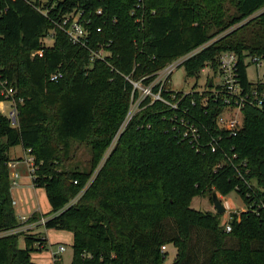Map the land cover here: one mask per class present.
Here are the masks:
<instances>
[{
	"label": "trees",
	"instance_id": "obj_1",
	"mask_svg": "<svg viewBox=\"0 0 264 264\" xmlns=\"http://www.w3.org/2000/svg\"><path fill=\"white\" fill-rule=\"evenodd\" d=\"M71 12L81 13L85 46L57 27ZM100 47L109 56L91 62ZM195 50L181 66L187 78H199L206 66L216 74L218 56L232 52L241 87L264 91V82L247 78L248 59L264 61V0H0V102L16 110L14 124L0 112V232L19 226L7 165L9 150L20 146L34 159L32 185L50 205L27 221L45 217L44 229L71 232L70 264H164L161 247L168 244L176 264H264L263 217L232 214L225 233L222 214L190 207L196 196L224 197L243 187L238 173L245 169L264 187V104L241 109L242 126L232 137L215 129L220 99L195 93L196 85L185 95V119L237 155L217 171L223 154L181 141L174 114L160 102L144 100L119 132L131 82L148 85L166 64ZM57 72L62 78L51 82ZM7 89L12 96H4ZM83 145L91 151L87 170L72 165ZM18 236L0 237V264H33V252L47 244L43 233L27 234L18 247Z\"/></svg>",
	"mask_w": 264,
	"mask_h": 264
},
{
	"label": "built area",
	"instance_id": "obj_2",
	"mask_svg": "<svg viewBox=\"0 0 264 264\" xmlns=\"http://www.w3.org/2000/svg\"><path fill=\"white\" fill-rule=\"evenodd\" d=\"M30 1L34 2L35 0ZM138 1L140 2V0ZM137 7H139V5H137ZM96 13L100 14L101 10H97ZM80 17V12L67 13L61 17L57 24V27L68 37L72 44L85 46L87 42L88 31L83 25V21H81ZM137 20L138 19H136V21ZM97 31L99 32L100 29H97ZM48 39L51 41V36H49ZM197 52L198 50H195L166 64L165 67H163L155 74L154 79L148 85H142L140 82H131L133 86L131 94V104L120 130L124 129V127L131 120V118L137 112L140 111L141 104L144 100L149 99V104H152L154 102H160L161 104L166 106V108L170 112L174 114L171 117V120L174 122L173 130L176 131L177 137L181 141L187 142L197 152H204V149L207 148L210 153L216 154L220 152L223 154V159L215 165L214 170L217 171L221 169L224 165L232 164V160L236 159L237 155L231 154L229 156L227 155V152L223 151L224 148L222 146L220 136L218 138H215L212 136H207L206 134H202V131L200 130V123L196 122L194 119H185V116L188 114L190 108L181 107L180 104L181 101L184 99L185 95L190 94L193 89L190 91H183L175 90L171 87V76L173 72H175L177 68L181 67L183 62H185L188 58H190ZM36 54L41 55L42 51H35L32 53V56ZM107 56H109V52H107L105 48L100 47L99 50L91 53L90 61L92 62L93 59L104 61ZM248 60L249 64L254 65L257 70L262 66V64H264V61L260 60L257 57L249 58ZM237 62L238 57L234 53H221L217 59L218 68L216 74L218 76V82H213V78L211 77L210 80L212 82V87H207V91L210 92L212 101L216 102L218 99H220L221 103L224 104L223 109L217 114L214 120L215 129L221 132H225L232 137H235L237 135L239 129L242 126L241 109L246 105L260 108L264 104V91H259L253 88L251 90H248L247 92L239 84L238 79L236 77ZM205 68L209 67L206 66ZM203 70L201 72H203ZM61 78L62 74L60 72H57L51 75L49 80L51 82H57ZM208 80L209 79H207V81ZM194 91L199 95L205 92L200 91L197 88ZM13 93V90L7 89L5 90L4 96H12ZM135 93H137V97H135ZM179 94L182 95L180 98H178ZM207 101L208 98H203L200 102V105L205 106ZM194 104L195 102L191 100L190 105L194 106ZM12 105L13 108L9 112L8 118L11 120L12 124H14L16 119V110L13 102ZM177 111H180L181 116H178L176 114ZM20 163L26 166L30 179L34 172V159L29 154V150H26V156L23 159L10 161L7 165L10 169V190L17 188L19 185L18 180L20 178V175L17 171V167ZM242 165L245 167V163H242ZM249 174V170L247 169H245L243 173H238L240 184H242L243 186L241 187L243 189V192L240 193V187H236L235 192L239 196L242 207L239 213H231L226 221L221 222L225 233L231 232L230 222L232 219V214H236L238 217L242 213L251 212L258 217L264 218V187H259L256 184L255 180L249 176ZM75 201L76 199L74 200V202ZM73 203L71 202V204ZM14 205H16L15 200L12 202V206ZM28 218L20 217V220L18 218L19 226L16 228H23L24 230L28 231L31 229H35L38 226H43L47 220V218L41 217L35 222H28ZM13 230L11 229V231ZM41 248L42 247L40 246L39 249ZM64 251V246L59 244L57 250L51 254L52 264H54L55 261L61 260L59 254L63 253ZM164 251L165 247L163 246L161 247V252L163 253ZM35 253H39V251Z\"/></svg>",
	"mask_w": 264,
	"mask_h": 264
},
{
	"label": "rangeland",
	"instance_id": "obj_3",
	"mask_svg": "<svg viewBox=\"0 0 264 264\" xmlns=\"http://www.w3.org/2000/svg\"><path fill=\"white\" fill-rule=\"evenodd\" d=\"M41 4H44L47 0H39ZM47 44H51V41L47 39L45 41ZM213 78V82H218L217 74H214L209 68H205L203 72L200 73L199 78H187L182 67H179L173 72L171 76V87L175 90L190 91L196 85V88L200 91H207L206 86L207 79ZM247 78L250 82L256 83L257 81L264 82V64L258 70L254 65H250L247 68ZM184 81V82H183ZM13 108L12 102L5 101L3 102V114L8 116V113ZM123 130V129H121ZM119 130V131H121ZM116 140V139H115ZM113 145V144H112ZM72 165H77L80 170H87L89 165L88 162L91 158V151L89 147L79 146L74 151ZM9 158L11 161L17 160L18 157L23 155V151L20 146L13 147L9 150ZM23 181V179H22ZM21 181V182H22ZM26 182V181H24ZM19 184V183H18ZM19 187V185H18ZM17 187V188H18ZM39 189V190H38ZM33 191L21 192L17 189H11L12 202L15 200L16 205L13 206L15 216L18 220L20 217L28 218V212L31 210L39 209L40 211H46L49 207L48 200L46 198L45 191L42 188H36ZM11 194V193H10ZM218 200L221 202L222 206L225 208V212L222 214L221 222L226 221L228 216L231 213H239L242 207L239 196L235 191L229 193L228 195L221 197L216 195ZM75 200V199H74ZM74 200L71 202L73 203ZM11 202V205H12ZM190 207L198 211H215L208 195L196 196L192 199ZM38 213V212H35ZM31 216V215H30ZM38 228V229H37ZM31 230H24L23 228H15L13 231H8L7 233L0 232V237L11 236V235H20L18 236V247L24 246L23 237L27 234H39L43 233L47 238V244L44 249L39 253L33 252L31 255V261L34 263L38 262L39 264H50L51 254L54 253L59 244H62L65 248V251L59 254L62 264H70L73 258V249H72V233L69 231H60V230H46L43 226L37 227ZM23 231V232H21ZM40 231V232H39ZM165 262L164 264H172L176 255V249L173 245L168 244L165 246Z\"/></svg>",
	"mask_w": 264,
	"mask_h": 264
},
{
	"label": "crops",
	"instance_id": "obj_4",
	"mask_svg": "<svg viewBox=\"0 0 264 264\" xmlns=\"http://www.w3.org/2000/svg\"><path fill=\"white\" fill-rule=\"evenodd\" d=\"M2 108H3V102H0V112L3 114V110H2ZM9 114V113H8ZM22 149V151H23V155L22 156H20V157H18L17 158V160H21V159H23L25 156H26V151L23 149V148H21ZM17 171L19 172V175H20V178H19V180H18V183H19V187L18 188H16L17 189V191H19V190H21V192H25V191H33V192H35V190L34 189H36L33 185H32V183H31V179H30V177L28 176V172H27V169H26V166L24 165V164H22V163H20L19 165H18V167H17ZM22 179H23V181H22ZM22 181V182H21ZM24 181H26V182H24ZM39 190V189H38ZM10 193H11V195H12V191L10 190ZM12 199H13V195H12ZM50 211V205H49V207L46 209V211H40L38 208L37 209H35V210H31V211H29L28 212V215L27 216H30L32 213H34V212H38V213H40V214H45V213H47V212H49ZM38 229V228H37ZM40 232V231H39ZM62 245V244H61ZM165 250H166V247H165ZM164 253H165V251H164ZM61 261V260H60ZM33 262V261H32ZM33 264H39L38 262H36V263H34L33 262ZM50 264H52V260L50 259Z\"/></svg>",
	"mask_w": 264,
	"mask_h": 264
},
{
	"label": "water",
	"instance_id": "obj_5",
	"mask_svg": "<svg viewBox=\"0 0 264 264\" xmlns=\"http://www.w3.org/2000/svg\"><path fill=\"white\" fill-rule=\"evenodd\" d=\"M208 87H212L211 81L208 83ZM211 202H212L213 208L217 214H223L224 213V207L222 206L221 202L218 200L216 194H214V193L211 195ZM172 264H176V263L173 262Z\"/></svg>",
	"mask_w": 264,
	"mask_h": 264
}]
</instances>
